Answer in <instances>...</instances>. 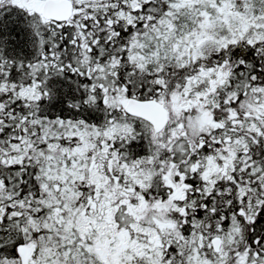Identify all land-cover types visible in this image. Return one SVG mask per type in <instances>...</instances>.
I'll return each mask as SVG.
<instances>
[{
    "label": "snow or ice",
    "instance_id": "obj_1",
    "mask_svg": "<svg viewBox=\"0 0 264 264\" xmlns=\"http://www.w3.org/2000/svg\"><path fill=\"white\" fill-rule=\"evenodd\" d=\"M0 264H264V0H0Z\"/></svg>",
    "mask_w": 264,
    "mask_h": 264
}]
</instances>
